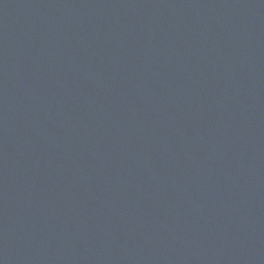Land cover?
I'll list each match as a JSON object with an SVG mask.
<instances>
[{
  "label": "water",
  "instance_id": "95a60500",
  "mask_svg": "<svg viewBox=\"0 0 264 264\" xmlns=\"http://www.w3.org/2000/svg\"><path fill=\"white\" fill-rule=\"evenodd\" d=\"M0 264H264V0H0Z\"/></svg>",
  "mask_w": 264,
  "mask_h": 264
}]
</instances>
